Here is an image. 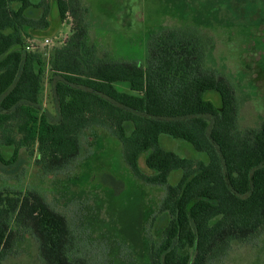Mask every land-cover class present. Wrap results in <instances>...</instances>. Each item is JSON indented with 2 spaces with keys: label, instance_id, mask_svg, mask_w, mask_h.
Here are the masks:
<instances>
[{
  "label": "trees",
  "instance_id": "trees-1",
  "mask_svg": "<svg viewBox=\"0 0 264 264\" xmlns=\"http://www.w3.org/2000/svg\"><path fill=\"white\" fill-rule=\"evenodd\" d=\"M54 1L58 22L67 13L75 22L52 60L53 71L64 78L55 87L58 123L31 106L39 100L44 71L41 54L23 49L25 36L50 28L51 7L46 0H0V140L8 146L37 144L38 160L58 171L79 154L81 131L98 125L119 139L140 179L166 185L182 170L159 210L168 220L162 239L151 246L152 264H207L225 254L232 240L263 230L264 122L237 128L236 91L227 77L204 67L201 36L180 29L158 33L149 41L146 65L95 61L85 54L88 27L76 4L81 0ZM34 7L43 8L39 18L28 14ZM162 135L187 141L206 159L162 147ZM145 154L153 174L142 169ZM12 214L18 226L34 229L48 264H87L68 255L72 233L65 216L30 191L15 197L0 192V254L16 240Z\"/></svg>",
  "mask_w": 264,
  "mask_h": 264
},
{
  "label": "rangeland",
  "instance_id": "rangeland-1",
  "mask_svg": "<svg viewBox=\"0 0 264 264\" xmlns=\"http://www.w3.org/2000/svg\"><path fill=\"white\" fill-rule=\"evenodd\" d=\"M46 1L52 25L25 36L23 49L28 51V37L54 36L52 44L34 51L41 54L44 79L39 100L31 106L58 123L55 87L64 78L53 71L52 60L72 35L75 22L67 13L59 23L55 1ZM76 4L88 27L86 58L146 65L153 36L168 29L195 32L206 47L204 67L227 77L234 86L237 128L244 131L264 122V0H81ZM28 14L39 18L43 8H31ZM16 122L11 133L18 139L22 135ZM79 141V154L62 169L50 171L38 160L37 144L8 146L0 140V192L13 197L36 192L64 215L72 233L68 255L73 261L152 264L151 246L162 239L168 220L159 210L168 185L179 180L182 170L174 171L168 184L153 185L134 174L121 142L107 129L88 126ZM160 143L181 156L206 159L185 140L162 135ZM146 155L140 161L142 169L153 174L145 165ZM10 225L16 240L12 249L0 254V264H48L34 229L18 226L15 214ZM207 264H264V229L232 240L225 254Z\"/></svg>",
  "mask_w": 264,
  "mask_h": 264
},
{
  "label": "built area",
  "instance_id": "built-area-1",
  "mask_svg": "<svg viewBox=\"0 0 264 264\" xmlns=\"http://www.w3.org/2000/svg\"><path fill=\"white\" fill-rule=\"evenodd\" d=\"M54 39V36H47L45 38H37V37H28L27 38V45L25 46L26 49L29 51V52H34V51H39V50H36V48L38 46H48L50 44L53 43V40ZM28 43L30 45H28Z\"/></svg>",
  "mask_w": 264,
  "mask_h": 264
}]
</instances>
